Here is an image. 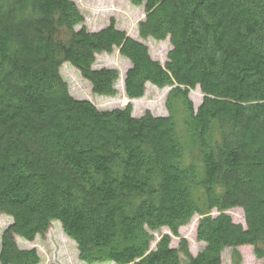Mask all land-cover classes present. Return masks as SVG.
I'll return each instance as SVG.
<instances>
[{
	"label": "trees",
	"instance_id": "16d2710c",
	"mask_svg": "<svg viewBox=\"0 0 264 264\" xmlns=\"http://www.w3.org/2000/svg\"><path fill=\"white\" fill-rule=\"evenodd\" d=\"M129 1L145 13L138 37L169 40L163 62L114 19L88 30L73 0H0V264H39L16 237L54 220L87 264H223L226 247L240 264L242 245L264 258V0ZM115 49L125 96L169 87L165 115L70 93L63 63L116 95L118 69L94 66ZM194 215L195 255L186 238L171 245Z\"/></svg>",
	"mask_w": 264,
	"mask_h": 264
},
{
	"label": "rangeland",
	"instance_id": "374dc122",
	"mask_svg": "<svg viewBox=\"0 0 264 264\" xmlns=\"http://www.w3.org/2000/svg\"><path fill=\"white\" fill-rule=\"evenodd\" d=\"M78 5L82 15L85 17L83 25L88 30H98L102 26L108 24L110 19L115 20V25L125 30L130 36L141 39L148 47L150 55L164 61L167 51L170 49L169 40L156 41L152 37L142 39L138 37V20L145 16L142 5H134L129 0H73ZM79 26V25H78ZM77 26V27H78ZM94 66L103 67L109 66L117 68L120 74L115 86L117 94L114 96L98 95L92 92L87 80H85L78 70L71 64L63 63L60 67V74L67 82V87L70 93L78 99H88L99 109L105 110L125 106L129 102L132 104V113L135 116H141L146 110L151 114L165 115V94L169 87L157 88L154 85L146 83V89L141 98L130 99L125 96L124 86L122 83L124 71L130 64L124 59L118 50L115 49L112 53L97 54ZM189 95L193 101L194 107L200 103L202 94L199 89L189 91ZM128 98V99H127ZM229 213L234 222L244 223L243 212L239 208H230L226 211ZM217 214L215 211L211 212ZM198 215H194L191 221L179 228V236H172L171 245L178 246L180 239L186 238L188 250L195 255L200 250L204 243L196 237V223ZM10 217L5 214H0V239L2 231L11 222ZM168 232V229L162 227L158 232H155V241L151 243V247L155 246L156 241L162 233ZM16 242L19 246L28 248L35 247L41 260L39 264H87L79 258L77 254L76 243L73 242L67 234L62 231L60 223L56 220L51 222L45 233L37 235L32 241H25L21 237H16ZM1 246V245H0ZM241 256L240 264H264V258H256L253 255V247L249 245L237 246ZM234 248H225L222 252L223 264H233L231 253ZM182 254V252H181ZM88 264H111L107 262L88 263Z\"/></svg>",
	"mask_w": 264,
	"mask_h": 264
},
{
	"label": "bare ground",
	"instance_id": "6f19581e",
	"mask_svg": "<svg viewBox=\"0 0 264 264\" xmlns=\"http://www.w3.org/2000/svg\"><path fill=\"white\" fill-rule=\"evenodd\" d=\"M128 99V98H127Z\"/></svg>",
	"mask_w": 264,
	"mask_h": 264
}]
</instances>
